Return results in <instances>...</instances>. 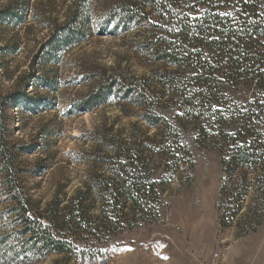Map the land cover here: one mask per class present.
<instances>
[{
	"label": "trees",
	"instance_id": "trees-1",
	"mask_svg": "<svg viewBox=\"0 0 264 264\" xmlns=\"http://www.w3.org/2000/svg\"><path fill=\"white\" fill-rule=\"evenodd\" d=\"M79 4L65 23L51 26L37 61L50 65L87 41L93 15ZM99 19L110 35L140 30L133 50L157 69L152 81L130 73L108 77L79 109L127 103L157 132L96 134V147L83 159L92 169L87 180L43 208L17 163L11 111L31 101L30 85L58 86L33 64L11 93L0 90V264H35L53 255L107 264L115 237L160 223L164 187L182 167H193L181 134L187 128L198 146L211 144L220 156L221 230L257 233L264 223V0H116ZM167 96L166 103L178 106L175 127L155 112Z\"/></svg>",
	"mask_w": 264,
	"mask_h": 264
},
{
	"label": "rangeland",
	"instance_id": "rangeland-1",
	"mask_svg": "<svg viewBox=\"0 0 264 264\" xmlns=\"http://www.w3.org/2000/svg\"><path fill=\"white\" fill-rule=\"evenodd\" d=\"M116 0H0V90L11 93L31 70L48 75L58 89L29 86V103L11 111L12 143L18 148L23 180L41 207L56 198L71 197L92 170L83 160L97 143L96 134L121 136L157 130L142 122L141 109L122 103L81 111L79 105L108 77L130 73L152 81V66L133 50L141 31L114 36L102 32L99 17ZM76 2L88 5L92 16L89 38L46 65L39 59L53 25L65 23ZM46 54V53H45ZM45 66V70H42ZM45 71V72H43ZM157 104L155 112L176 126V102ZM248 97L245 98V100ZM190 145L193 167L184 166L162 192L160 223L134 229L112 240L115 252L107 264H264V223L257 233L238 237L223 231L217 205L222 165L213 145L200 147L192 129L182 130ZM158 176L162 167L158 168ZM35 264H80L53 255Z\"/></svg>",
	"mask_w": 264,
	"mask_h": 264
}]
</instances>
